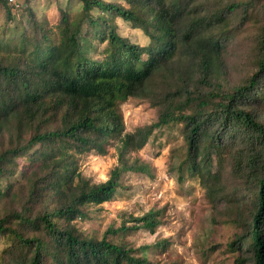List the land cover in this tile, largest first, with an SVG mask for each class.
Listing matches in <instances>:
<instances>
[{
	"label": "trees",
	"instance_id": "trees-1",
	"mask_svg": "<svg viewBox=\"0 0 264 264\" xmlns=\"http://www.w3.org/2000/svg\"><path fill=\"white\" fill-rule=\"evenodd\" d=\"M79 1L80 13L71 17L61 8L54 26L31 12L33 38L24 36L13 48L17 58L0 60L1 139L8 134L7 143L0 144V233L12 242L6 249L8 258L0 257V264H151L149 245L135 249L107 235L85 237L75 221L87 216V205L112 200L124 172L147 170L130 161L128 154L142 149L155 128L171 123L184 124L189 148L184 168L203 172L201 166L212 161L213 147L231 152L238 178L248 182V176L256 185L247 235L239 242L248 244L253 264H264V119L248 102L252 96L264 101V28L259 70L246 83L220 92V84L213 81L224 71L225 15L237 4L224 10L199 0ZM2 8L12 17L7 0H0V13ZM96 10L100 12L95 14ZM118 18L144 30L151 43L141 45L120 34ZM94 37L106 42L101 57L93 55ZM28 44L32 49L26 54ZM177 66L195 70L198 82L210 88L195 94ZM158 77L172 79L175 88L157 95ZM130 97L161 106L158 120L124 132L119 104ZM24 129L31 136L20 144L15 132ZM111 138L117 139L119 164L106 181L93 182L78 171L75 152L104 154ZM25 156L34 167L22 169L28 193L19 195L15 182L4 186L2 181L16 173V160ZM216 194L212 188L210 197L215 199ZM44 196L47 206L33 214L27 200ZM156 215L151 210L135 218L133 227L124 223L108 232L152 230L159 222Z\"/></svg>",
	"mask_w": 264,
	"mask_h": 264
},
{
	"label": "rangeland",
	"instance_id": "rangeland-1",
	"mask_svg": "<svg viewBox=\"0 0 264 264\" xmlns=\"http://www.w3.org/2000/svg\"><path fill=\"white\" fill-rule=\"evenodd\" d=\"M7 1L12 17L8 16L5 8L0 13V60L5 61L17 58L13 57L18 56L13 48L23 42L22 37L33 38L29 24L31 12L40 19H47L54 26L60 20L62 9L67 10L71 17L78 15L82 9L79 0H12L19 3V7ZM199 1L209 6L224 7V10L231 3L237 4L235 9L225 15L227 33L223 38L224 71L213 81V85L220 84V92L233 90L246 83L259 70V38L264 28V0ZM99 12L96 10L94 13ZM115 21L118 32L130 41L141 45L151 43L144 30L121 18ZM83 30L87 31L88 27L84 26ZM55 33L58 35V32ZM93 40L96 45L93 55L101 57L106 42L101 43L95 37ZM31 49L29 45L26 54ZM185 59L187 64L193 65L191 58ZM177 67L185 73L191 91L195 94L210 88L198 82L199 75L195 70L191 72L188 67ZM165 80L169 82L166 84ZM154 87L159 91V96L175 88L172 79L161 77L156 78ZM248 102L251 103L250 109L263 115L264 119V101L252 96ZM119 108L124 132H133L139 127L155 123L161 113V106L154 105L152 100L138 97L122 101ZM17 134L15 132V138H18L20 144L27 142L31 136V132L25 129L19 132V137ZM7 141L8 134L5 133L3 140L0 137V144H6ZM116 142L117 139L111 138L104 154L96 150L75 152L78 171L93 182L106 181L119 164ZM39 147L40 144L36 145L31 152ZM188 150L184 124L171 123L155 128L142 149L128 154L130 161L146 165L147 170L124 172L112 200L99 205H87V216L75 221L79 231L85 237L98 239L107 235L109 240L135 249L149 245L147 257L151 264H253L248 244L239 241L247 235L248 222L256 204V185L248 176L245 178L248 182L238 178L231 152L213 147L210 150L211 163L201 166L208 176L204 179L203 172L183 167L188 159ZM203 153V150L199 153L200 163L204 158ZM16 161V173L4 178L2 184L6 186L7 183L15 182V192L27 195L28 185L21 172L24 168L32 170L34 166L27 163V156L19 157ZM212 188L217 192L215 199L210 197ZM27 202L32 205L31 212L35 214L47 206L48 198L44 196L35 202ZM151 210L157 213L159 221L154 229L141 227L117 234L108 232L110 228H118L124 223L133 227L136 224L135 218ZM0 213H3L1 207ZM11 243L7 236L0 233V257L8 258L6 249L12 246ZM137 252L141 255V250ZM49 263L52 262L49 260Z\"/></svg>",
	"mask_w": 264,
	"mask_h": 264
},
{
	"label": "built area",
	"instance_id": "built-area-1",
	"mask_svg": "<svg viewBox=\"0 0 264 264\" xmlns=\"http://www.w3.org/2000/svg\"><path fill=\"white\" fill-rule=\"evenodd\" d=\"M12 0H10L11 2ZM12 4H14L16 7H19V3L15 2V1H12Z\"/></svg>",
	"mask_w": 264,
	"mask_h": 264
}]
</instances>
